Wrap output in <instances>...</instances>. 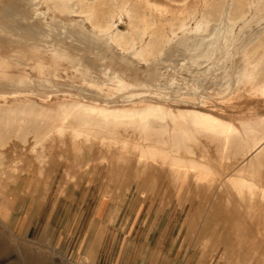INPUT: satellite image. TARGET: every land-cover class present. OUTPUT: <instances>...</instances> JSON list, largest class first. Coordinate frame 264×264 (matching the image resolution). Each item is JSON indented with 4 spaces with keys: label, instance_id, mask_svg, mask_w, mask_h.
<instances>
[{
    "label": "rangeland",
    "instance_id": "rangeland-1",
    "mask_svg": "<svg viewBox=\"0 0 264 264\" xmlns=\"http://www.w3.org/2000/svg\"><path fill=\"white\" fill-rule=\"evenodd\" d=\"M9 1H0V35L16 36L18 46L2 50L25 66L16 78L0 71L14 86L4 80L8 93L20 89L38 103L75 95L117 105L136 93L238 126L264 117V96L250 92L255 61L264 57V0H139L152 14L149 30L168 32L171 16L198 14L146 59L105 32L109 13L117 28H129L120 0H73L75 9L59 0ZM217 2L222 16L207 20L203 11ZM25 43L62 59L45 58L41 67ZM32 141L14 139L2 150L0 264H264V199L250 204L221 182L242 166L240 155L228 158L204 140L196 157L219 175L208 181L98 142L79 150L69 135L52 136L38 153Z\"/></svg>",
    "mask_w": 264,
    "mask_h": 264
},
{
    "label": "bare ground",
    "instance_id": "bare-ground-1",
    "mask_svg": "<svg viewBox=\"0 0 264 264\" xmlns=\"http://www.w3.org/2000/svg\"><path fill=\"white\" fill-rule=\"evenodd\" d=\"M13 1L15 2L16 0ZM59 1L61 5H68L69 8L75 9L71 2L73 0ZM82 1L84 0H79L80 3ZM65 3L66 5H64ZM61 5L58 8H61ZM142 5L139 0H120V7L129 18L128 30L124 31L116 27L115 13H109V16L107 15L104 18L103 25L106 26V31L103 29L105 32H114L112 34L115 38L122 41V45L137 46L140 54L147 58L155 55L160 50L168 35H170V31L175 34L178 30L186 29L188 20L195 18L197 14V11L192 10L187 17L171 16L166 22L170 28L168 32L165 26L149 30L148 25L154 24L149 19L152 14L143 5L144 9ZM221 6L220 2L215 3L213 5L214 10H204L202 16L207 18V20L222 16ZM28 8L24 7L27 11ZM235 17H240V14L236 12ZM117 21L119 22V20ZM141 22L143 25H140ZM115 27L117 29L113 30ZM15 38L1 37L0 35V71H4L3 74L10 75V77L16 75L15 73H22V66H25L19 59V61L17 59L12 60L4 54L7 49H14V47L18 46ZM110 39H112L111 36ZM26 44L28 43H25V46ZM28 46L31 48L29 50L30 53L33 52L34 54L33 56L32 54L30 55L33 58L32 60L37 59L38 61L37 65L44 67L41 65V63L45 65L43 60L52 58V53L51 55L47 54V48H44V51L47 52L45 53L42 51V46L37 47L34 43L26 47ZM128 49L130 48L128 47ZM56 52L59 51L56 50ZM56 57L54 56L53 58ZM58 59L61 61L60 59L62 58ZM28 61L31 60L29 59ZM31 62L33 63V61ZM255 62H258V65L260 64V68L254 74L253 84L251 85L250 83V92L254 95L264 96V57ZM25 63L27 65L26 61ZM0 75L2 76V73ZM3 76L0 77L1 84L5 82L6 78L8 79V76H5V79H3ZM10 81L9 79L6 81V84H9L8 86L10 87H7L5 83L0 87L4 90L1 89L3 92L7 93L3 94L0 90V167H3L2 159L4 156L2 150L14 139L26 144L29 138L33 137L31 148L33 152L38 153L39 148H43L52 136L64 137L69 135L73 144L79 150L83 144L98 142L104 147H116L124 155L132 152L137 155L140 162H153L168 166L172 174L178 177L193 173L199 180L213 181L219 176L217 171L211 166L210 162L203 159L206 158L205 156L202 158L196 157V149L203 145L204 140H207L216 144L224 156L229 158L237 154L242 159V166L240 168L238 166L234 173L227 175L224 180H221L223 182L222 186L232 189L239 196H242V199L249 198L250 204L255 202L257 195L264 199V184L260 183L261 178L264 176V117L250 120L249 122H241L240 126H238L232 120L230 121L199 108H177L150 99H137L136 93L129 96V100H127V103L124 102L125 104L123 105L112 104L114 102L105 101L106 99L102 100V102L101 100H90L81 96L75 97L72 94L70 98H62L50 103L43 100V103H38L33 101V99L27 98L28 93L19 92L18 85H15V89L18 88V91L6 92L5 89L12 86L10 85L11 83H8ZM25 90L27 91V89ZM22 97L26 98L23 99ZM8 98L11 100H8ZM122 153L119 154L122 155ZM2 172L4 173V171Z\"/></svg>",
    "mask_w": 264,
    "mask_h": 264
}]
</instances>
